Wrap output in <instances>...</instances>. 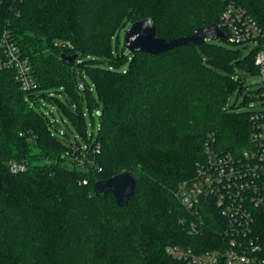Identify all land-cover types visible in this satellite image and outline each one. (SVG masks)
<instances>
[{"label": "trees", "instance_id": "1", "mask_svg": "<svg viewBox=\"0 0 264 264\" xmlns=\"http://www.w3.org/2000/svg\"><path fill=\"white\" fill-rule=\"evenodd\" d=\"M229 1L264 27V0H0V34L7 31L30 60L37 84L25 90L13 69L0 71V264H192L167 247H216L218 210L207 207L193 231L196 217L177 191L207 158V142L219 153L249 146L252 126L242 108L256 94L240 102L246 85L237 68L259 71L258 45L242 57L249 45L217 38L158 54L125 45L115 52L113 41L146 17L164 38L223 27ZM76 52L73 63L61 57ZM57 92L70 95L68 103ZM84 94L100 112L97 135L86 130ZM41 98L61 110L67 128L35 107ZM12 161L26 168L13 171ZM123 170L138 184L119 207L93 185Z\"/></svg>", "mask_w": 264, "mask_h": 264}, {"label": "built area", "instance_id": "2", "mask_svg": "<svg viewBox=\"0 0 264 264\" xmlns=\"http://www.w3.org/2000/svg\"><path fill=\"white\" fill-rule=\"evenodd\" d=\"M221 23L228 30V41L258 45L255 64L264 75V27L233 1L226 4ZM5 68L16 72L25 90L37 87L30 60L7 31L0 34V71ZM249 119L248 147L237 153H219L207 142V158L198 162L193 178L178 187L179 199L196 217L190 224L193 231L203 222L207 207L218 210L222 231L216 247L198 251L171 245L167 251L173 257L192 264H264V109L250 110ZM93 151L99 153L100 145ZM10 168L24 170L26 165L12 161Z\"/></svg>", "mask_w": 264, "mask_h": 264}, {"label": "water", "instance_id": "3", "mask_svg": "<svg viewBox=\"0 0 264 264\" xmlns=\"http://www.w3.org/2000/svg\"><path fill=\"white\" fill-rule=\"evenodd\" d=\"M210 38L228 41L227 32L217 23L204 24L195 29L190 35L170 38L160 37L157 35L154 20L151 17H146L134 21L126 28L124 45L128 52L140 49L148 53L158 54L182 45L202 43ZM79 56V52L73 54L63 53L61 55L68 63H73ZM97 106H99L98 103ZM137 184L136 174L131 170H123L107 179L97 180L93 185V190L96 195L111 192L116 204L122 207L128 203V200L136 192Z\"/></svg>", "mask_w": 264, "mask_h": 264}, {"label": "rangeland", "instance_id": "4", "mask_svg": "<svg viewBox=\"0 0 264 264\" xmlns=\"http://www.w3.org/2000/svg\"><path fill=\"white\" fill-rule=\"evenodd\" d=\"M125 30L126 29H123L120 31L119 40L114 39L113 51L116 52L118 49H119V51L120 50L122 51V48L124 47ZM221 42H223L224 44L231 46V47H238V46H236V45H234L228 41H221ZM250 49H251V46H247L245 49H243L242 57H245L250 52ZM125 53H127V51H125ZM127 66H128V61L120 64L119 68L125 69ZM237 71L241 75H243V82H244V85H246V88L244 89V91L239 95L240 96V102H242L244 95L246 93H248L250 90H252L253 93L255 92L254 95L256 94L255 95L256 97L252 98V99L250 98L248 101V105L243 107L242 109L243 110H249V111L250 110H256V109H264V102L261 101L257 97V93H256V91L259 88L264 87V75H263V73H261L260 71H255V72L253 71L249 74H245L239 68H237ZM85 75H86L87 81L89 83V86L92 88L90 94L93 95L94 97H97V90H96L94 83L88 77L86 72H85ZM83 92H84V90H83ZM57 94L61 95V97L63 98L65 103H68V100L70 99V95H63L60 92H57ZM235 101H236V97H235V93H233L231 95V98H230V103L234 104ZM34 105L36 108H40V109L44 110L51 117L52 120L58 119L62 124L61 126L64 128H67L66 123H64V121L62 119L61 110L57 109L56 108L57 106H54L51 102H49L48 100H46L44 98H41L39 103L34 104ZM80 107L84 111V118L86 121V130H87L88 135L90 136L92 132H94V134L97 135L99 132L100 120H101L99 109L96 107H93V108L90 107L89 99H88V96L86 94H84V98L81 100ZM52 113H54V115ZM64 117L67 118V115L64 114ZM68 122H69V120H68ZM69 125H70V128H74V126L71 123H69ZM74 133L78 135V138L81 140L82 144L86 143L83 135L77 129L74 130Z\"/></svg>", "mask_w": 264, "mask_h": 264}]
</instances>
